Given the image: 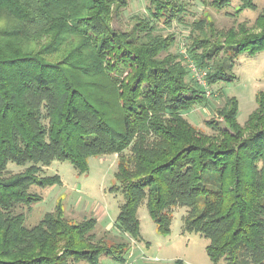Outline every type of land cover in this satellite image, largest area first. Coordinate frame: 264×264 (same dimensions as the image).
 I'll list each match as a JSON object with an SVG mask.
<instances>
[{
  "label": "trees",
  "instance_id": "16d2710c",
  "mask_svg": "<svg viewBox=\"0 0 264 264\" xmlns=\"http://www.w3.org/2000/svg\"><path fill=\"white\" fill-rule=\"evenodd\" d=\"M145 1L147 16L123 30L113 22L128 0H0V264L125 262L129 241L99 235L94 216L72 221L58 204L27 225L17 211L41 200L32 186L60 182L42 166L69 161L82 173L104 154H116L117 230L137 240L145 202L168 234L184 207L183 230L207 239L212 262L264 264V89L243 124L235 96L217 108L221 120L206 121L210 132L184 115L206 97L187 79L189 63L205 70L206 86L233 81L236 59L264 50V7L251 25L193 19L186 58L156 23L184 22L187 4ZM207 3L220 10L231 0ZM244 8L256 5L239 0L234 15Z\"/></svg>",
  "mask_w": 264,
  "mask_h": 264
},
{
  "label": "rangeland",
  "instance_id": "374dc122",
  "mask_svg": "<svg viewBox=\"0 0 264 264\" xmlns=\"http://www.w3.org/2000/svg\"><path fill=\"white\" fill-rule=\"evenodd\" d=\"M183 1L189 10L184 17V22L173 21L170 26L161 22L156 23V30L162 34L173 32L175 42L170 50L182 53L186 58L188 57L185 47L190 28L188 24L193 19L207 16L214 20L218 28H228L238 22L251 25L264 7V0H253L256 5L255 9L244 8L234 15V6L239 4V0H231L229 5L220 10L210 6L207 0ZM147 14L145 0H128V5L122 15L114 20L113 25L123 30L130 29L136 20L135 16H147ZM192 66L194 63H189L190 70ZM192 73L190 71L187 77L190 81L195 79ZM232 74L234 75L233 81L207 86L205 99L184 112L185 117L200 130L210 132L206 121L221 120L217 114V108L224 104L228 96L236 97L238 101L237 120L241 124L245 122L256 106L255 92L264 89V50L255 55H240L234 62ZM22 169L23 167L14 164L8 165L9 173ZM115 170L116 154L90 156L88 169L82 173L78 172L69 161L54 160L50 165L42 166L40 174H57L60 182L45 187L32 186L31 190L39 193L41 200L30 207L21 206L17 208V211L25 214L27 225L38 222L45 212L52 211L58 204L64 216L71 218L72 221L94 216L97 219L96 230L99 235L103 233V230H109L110 235L127 240L131 245L125 255L124 263L103 255L100 257V264H176L178 261L180 264H216L210 260L205 251L207 239L199 233L183 230L184 207L173 209L168 234L157 232L145 202H142L137 210L140 222L138 239L135 240L127 233L117 230L114 222L123 196L119 191L110 190L113 184H117L114 176ZM78 264L88 263L79 261Z\"/></svg>",
  "mask_w": 264,
  "mask_h": 264
},
{
  "label": "built area",
  "instance_id": "2783aa9c",
  "mask_svg": "<svg viewBox=\"0 0 264 264\" xmlns=\"http://www.w3.org/2000/svg\"><path fill=\"white\" fill-rule=\"evenodd\" d=\"M191 70L195 76L196 82L202 85L203 87H205V90H206L207 86H206L205 79H204L205 70L198 69L195 66H192ZM208 92L209 91L207 90V93Z\"/></svg>",
  "mask_w": 264,
  "mask_h": 264
}]
</instances>
